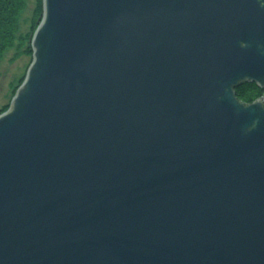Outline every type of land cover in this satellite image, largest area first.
Returning a JSON list of instances; mask_svg holds the SVG:
<instances>
[{
    "label": "water",
    "instance_id": "water-1",
    "mask_svg": "<svg viewBox=\"0 0 264 264\" xmlns=\"http://www.w3.org/2000/svg\"><path fill=\"white\" fill-rule=\"evenodd\" d=\"M0 113V264H264V0H42Z\"/></svg>",
    "mask_w": 264,
    "mask_h": 264
},
{
    "label": "trees",
    "instance_id": "trees-1",
    "mask_svg": "<svg viewBox=\"0 0 264 264\" xmlns=\"http://www.w3.org/2000/svg\"><path fill=\"white\" fill-rule=\"evenodd\" d=\"M25 8V0H0V59L7 48L16 46L21 54L31 56L30 41L38 21L42 16V0H35V5L28 31L18 33V18ZM16 42V44H15ZM24 76L20 79L23 80ZM19 82V84H20ZM16 88L13 90L15 93ZM263 91L255 84L246 82L235 89L238 100L249 104L261 96ZM8 105L0 109V113L7 110Z\"/></svg>",
    "mask_w": 264,
    "mask_h": 264
},
{
    "label": "rangeland",
    "instance_id": "rangeland-1",
    "mask_svg": "<svg viewBox=\"0 0 264 264\" xmlns=\"http://www.w3.org/2000/svg\"><path fill=\"white\" fill-rule=\"evenodd\" d=\"M34 5L35 0H25V8L18 18L17 35L28 31ZM31 56L28 57L21 54L15 45L4 51L0 59V109L6 105L9 106L14 95L13 90L21 85L22 81L20 82V79L25 76L26 70L31 62ZM262 91L264 93V90ZM263 93L261 96H263Z\"/></svg>",
    "mask_w": 264,
    "mask_h": 264
}]
</instances>
